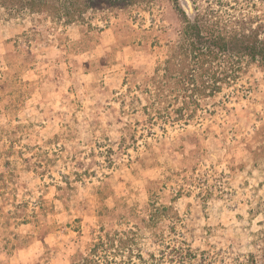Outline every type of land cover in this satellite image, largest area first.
Segmentation results:
<instances>
[{
    "label": "rangeland",
    "instance_id": "1",
    "mask_svg": "<svg viewBox=\"0 0 264 264\" xmlns=\"http://www.w3.org/2000/svg\"><path fill=\"white\" fill-rule=\"evenodd\" d=\"M5 19L0 264H71L102 228L116 262L264 264V68L178 120L169 0L97 30Z\"/></svg>",
    "mask_w": 264,
    "mask_h": 264
},
{
    "label": "trees",
    "instance_id": "2",
    "mask_svg": "<svg viewBox=\"0 0 264 264\" xmlns=\"http://www.w3.org/2000/svg\"><path fill=\"white\" fill-rule=\"evenodd\" d=\"M157 1L0 0V9L5 20L15 25L49 19L56 26L97 30L92 26L96 17L107 20L120 11L151 9ZM169 1L182 23L175 48V113L178 120H187L200 101L235 85L251 67L264 68V0ZM188 5L191 14L184 9ZM101 231L71 264H127L115 261L127 241L114 239L104 228Z\"/></svg>",
    "mask_w": 264,
    "mask_h": 264
}]
</instances>
